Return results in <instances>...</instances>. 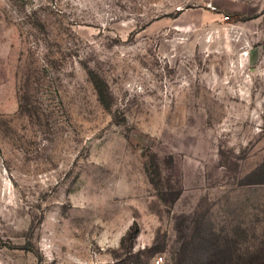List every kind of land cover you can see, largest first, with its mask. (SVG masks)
I'll use <instances>...</instances> for the list:
<instances>
[{"label":"rangeland","instance_id":"374dc122","mask_svg":"<svg viewBox=\"0 0 264 264\" xmlns=\"http://www.w3.org/2000/svg\"><path fill=\"white\" fill-rule=\"evenodd\" d=\"M262 252L264 0H0V264Z\"/></svg>","mask_w":264,"mask_h":264},{"label":"trees","instance_id":"16d2710c","mask_svg":"<svg viewBox=\"0 0 264 264\" xmlns=\"http://www.w3.org/2000/svg\"><path fill=\"white\" fill-rule=\"evenodd\" d=\"M99 95H100V98L103 99L102 97H104V93L101 89H99ZM259 259H261L262 264H264V252H262V255H259Z\"/></svg>","mask_w":264,"mask_h":264},{"label":"built area","instance_id":"2783aa9c","mask_svg":"<svg viewBox=\"0 0 264 264\" xmlns=\"http://www.w3.org/2000/svg\"><path fill=\"white\" fill-rule=\"evenodd\" d=\"M163 261H164V258L162 256L158 257L156 260L158 264H161Z\"/></svg>","mask_w":264,"mask_h":264}]
</instances>
